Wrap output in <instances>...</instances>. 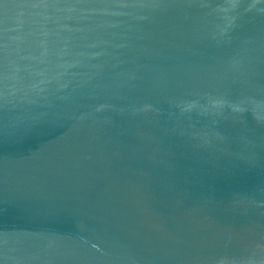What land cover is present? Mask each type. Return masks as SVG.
Returning a JSON list of instances; mask_svg holds the SVG:
<instances>
[{
	"label": "water",
	"instance_id": "obj_1",
	"mask_svg": "<svg viewBox=\"0 0 264 264\" xmlns=\"http://www.w3.org/2000/svg\"><path fill=\"white\" fill-rule=\"evenodd\" d=\"M0 264H264V0H0Z\"/></svg>",
	"mask_w": 264,
	"mask_h": 264
}]
</instances>
